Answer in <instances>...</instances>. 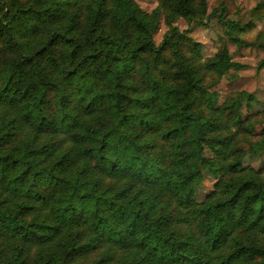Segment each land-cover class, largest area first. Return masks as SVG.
<instances>
[{
	"label": "trees",
	"instance_id": "obj_1",
	"mask_svg": "<svg viewBox=\"0 0 264 264\" xmlns=\"http://www.w3.org/2000/svg\"><path fill=\"white\" fill-rule=\"evenodd\" d=\"M207 11L0 0V264H264V166L243 165L264 152L256 97L217 106L211 87L244 65L190 35L218 16L229 41L264 49L245 37L264 2L247 23Z\"/></svg>",
	"mask_w": 264,
	"mask_h": 264
},
{
	"label": "rangeland",
	"instance_id": "obj_2",
	"mask_svg": "<svg viewBox=\"0 0 264 264\" xmlns=\"http://www.w3.org/2000/svg\"><path fill=\"white\" fill-rule=\"evenodd\" d=\"M137 3L147 12H152L159 7L160 0H136ZM264 0H208V11L225 7L228 16L242 23H247L250 19L251 10ZM255 29L245 34L246 39L254 40L259 33H264V18L256 20ZM175 25L180 30H185L187 22L179 18ZM170 28L165 15L160 18V26L155 33L156 43L159 44L165 32ZM190 35L203 46L205 58L213 56L225 41L228 44L230 54L234 61L242 63L244 68L239 72H231L228 76L220 79L211 87L217 106H221L228 96L236 91H247L254 93L256 100L251 111H246V115H255L254 121L258 131L264 126V68L259 69V64L264 60V49L252 46H238L229 41L224 35V27L220 23L218 16L211 17L206 25H197ZM261 121V122H260ZM245 167L251 166L256 169L264 166V152L261 155H246L243 160ZM217 179L205 173L204 181L198 188V201H204L206 195L215 187Z\"/></svg>",
	"mask_w": 264,
	"mask_h": 264
}]
</instances>
